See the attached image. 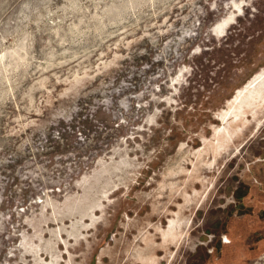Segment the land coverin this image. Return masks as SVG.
I'll list each match as a JSON object with an SVG mask.
<instances>
[{
	"label": "rangeland",
	"instance_id": "obj_1",
	"mask_svg": "<svg viewBox=\"0 0 264 264\" xmlns=\"http://www.w3.org/2000/svg\"><path fill=\"white\" fill-rule=\"evenodd\" d=\"M264 58V0H0V264H106L142 181ZM264 140L188 264H250Z\"/></svg>",
	"mask_w": 264,
	"mask_h": 264
},
{
	"label": "water",
	"instance_id": "obj_2",
	"mask_svg": "<svg viewBox=\"0 0 264 264\" xmlns=\"http://www.w3.org/2000/svg\"><path fill=\"white\" fill-rule=\"evenodd\" d=\"M263 140L264 58L142 181L106 264H188Z\"/></svg>",
	"mask_w": 264,
	"mask_h": 264
}]
</instances>
